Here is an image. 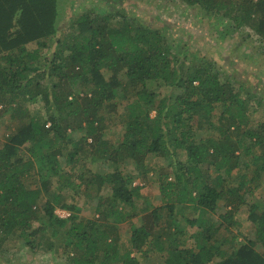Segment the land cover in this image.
<instances>
[{
	"label": "trees",
	"instance_id": "1",
	"mask_svg": "<svg viewBox=\"0 0 264 264\" xmlns=\"http://www.w3.org/2000/svg\"><path fill=\"white\" fill-rule=\"evenodd\" d=\"M173 1L197 9L200 18L219 22L217 27L224 34L247 27L264 45V0ZM59 5L57 0H0V114L9 112V119L18 123L17 130L0 147L1 236L6 238L17 232L24 245L33 250L37 236L47 229L56 238L58 229L66 228L62 233L64 247L76 255L69 258L72 264H140L139 253L151 236L149 228H131L130 249L124 253H119L117 245L120 230L116 225L129 216L122 210L132 207L138 197L139 188L131 187L132 174L122 176L117 170L105 175L90 172L89 178H84V174L76 177V185L71 176L61 172L57 161L68 144L72 150L67 156L72 160L82 149L81 140L90 139L96 144L100 139L104 119L97 113L105 109V104L109 110L114 109L116 79L122 72L128 86L141 88L127 105L128 121L119 148L109 152L103 142L93 156L113 163L127 156L141 173L149 171L143 167L148 154L171 160L168 165L173 180L166 181V174L157 175L162 199L168 202L164 205L167 221L162 237L152 238L150 248L160 253L163 264H209L216 256L219 260L215 264H264V255L255 249L257 244L264 246V206L249 205L247 218L255 226L254 240L225 255L218 242H210L218 228L206 226V217L215 214L220 201L229 209V219L248 205L253 189L246 191L247 175L236 176L240 181L237 187H224L226 177L238 165L235 153L248 154L256 146L264 154V122L255 129H246L242 123L245 106L240 93L244 88L240 86L235 91L227 80L221 82L219 74L207 63L196 66L186 54L170 56L164 36L166 24L156 17L142 23L138 18L128 20L129 15L123 10L105 11L104 15L88 10L68 23L77 35L60 42L64 24L63 20L58 21ZM114 17L121 22L111 24L109 19ZM186 61L190 67L185 69ZM102 69L111 72L109 80L104 78ZM150 82L177 92L173 104L167 98L155 100L147 87ZM79 86L90 88L79 97L75 94ZM37 100L44 102L49 126L22 108V103ZM217 106L222 107L219 117L225 120L217 127L219 137L197 141L193 119L205 117L209 121ZM150 111L155 116L148 125L145 121ZM68 129L83 131L85 136L72 141L67 137ZM24 147L26 157L19 155V149ZM176 151L182 153L181 158ZM254 160L259 157L254 156ZM33 166L37 186L31 189L23 178ZM203 166L214 169L215 179L204 178ZM54 177L64 179L60 189L69 188L73 194L81 186L95 188L100 196L94 213L98 212L102 220L113 218L112 224L79 220L80 209L63 200L60 192L44 201L41 208L45 219L39 218L34 210L36 203L51 190ZM178 204L183 206L181 212L175 210ZM56 205L68 214L66 218L53 214ZM188 208L195 212L194 218L184 216L183 211ZM158 210H152L154 221L160 218ZM177 214L182 215L185 225L195 227L190 236L193 248L178 244L176 235L185 236L187 232ZM37 220L41 221V228L30 230Z\"/></svg>",
	"mask_w": 264,
	"mask_h": 264
},
{
	"label": "rangeland",
	"instance_id": "2",
	"mask_svg": "<svg viewBox=\"0 0 264 264\" xmlns=\"http://www.w3.org/2000/svg\"><path fill=\"white\" fill-rule=\"evenodd\" d=\"M57 2L60 4L57 9L58 21L63 20L62 24H64L60 33V42H66L77 35V30L73 31L69 28L68 23L79 15L88 12V10L93 11L97 15H104L105 11L108 12L109 10L113 13L123 10L129 15L127 17L128 20L138 18L142 23H148L150 22V17H156L166 24L164 36L170 56L186 54L193 65L202 66L205 63L209 64L219 74L218 77L221 82L227 80L235 91L242 86L246 90L240 93V98L244 100L245 106L242 120V123L245 124L244 127L246 129H255L264 122V45L249 28L243 27L230 34H224L221 31L222 29L217 27L219 22L211 21L209 18H200L202 15L197 9L189 8L185 4L173 0H57ZM92 9H96V11ZM64 19H67L65 23ZM109 22L115 25L116 22H121V20L114 17L110 18ZM187 67H190L189 61L184 63V68L186 69ZM101 72L106 80L111 78L112 74L110 71L102 69ZM116 81L118 88L114 99L116 102L114 109L109 110L105 104V109L97 113L104 119V127L100 139L97 140L96 144L90 139H87L86 142L81 140L82 149L72 160L67 156V153L72 150L71 145L68 144L62 155L57 157V161L61 167V172L65 176H71L70 179L76 185L79 184L78 181H75L76 177L84 174V178H89L90 172L105 175L117 170L122 176L132 174L131 176L134 179L131 187L139 188V191H137L138 197L134 198L132 207L125 206L124 209L121 207L122 211L128 212L129 216L128 218H123L116 225L120 230L117 244L119 246L118 251L119 253H124L130 249L128 233L131 228L145 225L151 230V236L148 237L147 245L143 246L139 253L140 264H163L160 253L154 247L150 248V241L152 238L155 240L159 236L162 237L161 230L167 221V216H165L167 210L164 205L168 202L162 199L158 185L159 179L157 178L160 174H166L164 175L166 181L173 180V176L170 173L171 166L168 165L171 160L148 154L144 157L143 167L144 169H149V171L141 173V171H136L127 156L122 157L121 160L115 163H113L114 161L100 160L93 156L95 149L103 142L109 152L119 148L123 140L125 125L128 121L127 105L134 100L135 93L141 88L140 86L134 88L128 86L122 72L118 73ZM42 85H45V83ZM147 87L154 93L155 100L159 101L167 98L168 102L173 104L174 96L177 92L154 82L148 83ZM89 88V86H79L76 88L75 94L78 93L79 97H81ZM22 108L26 109L29 116L39 120L40 123L45 122L47 126L50 125L47 121L48 113L42 100H37L31 104L24 102L22 103ZM221 110L222 107L217 106L212 112V119H209V121H205V117L193 119L192 129L197 141L210 136L219 137L217 127L225 124V120H221L219 117ZM0 115L1 147L7 136L17 130L18 123L9 119V112H1ZM154 116L155 113L150 111L148 120L145 121L146 124L151 125ZM66 133L67 137L72 141H79L81 137L85 136L83 131H71L68 129ZM25 146L29 145L26 144ZM26 147L19 149L20 156H27ZM176 153L178 158H181L182 153L180 151H176ZM235 156L238 158V165L231 172L230 177H226L224 187H237L240 181L236 176L238 174L247 175L249 182L246 186V191L249 188L253 189L248 199L249 202L247 201L248 205L235 213L232 219H229L226 217L229 209L223 207L224 202L220 201L221 207L215 214H210L206 217L207 227L218 228L210 242H218L219 250L224 255L239 245L254 240L255 226L247 218L249 205L253 203L259 207L264 206V154H261V149L254 146L248 154L237 152ZM254 156L256 158L259 157V160L255 161ZM201 168L204 178L215 179L217 173L211 166H203ZM35 176L36 171L33 166L31 172H28L23 178L28 188H35V181L37 180ZM62 183L64 184V179L52 178L50 183L52 185L51 190L43 196L41 195L34 209L40 216L39 218L45 219L41 208L44 201L46 199L51 200L54 194L60 192L63 200H68L80 209L79 220H97L112 224L113 218L102 220L98 212L94 213L100 196L95 188L86 189L81 186L77 189V193L73 194L69 188L61 190ZM59 205L55 206L53 214L58 218H66L68 214L61 210ZM155 208L159 209L160 218L158 221H154L152 218V210ZM182 208L183 206L178 204L175 210L181 212ZM183 214L189 219L196 216L195 212L189 208L184 209ZM176 217L187 232L185 236L176 235L178 244L186 248H193L194 241L190 236L195 233V227L185 225L184 220L180 218L182 217L181 214H177ZM41 225L40 220L33 221L30 230L39 229ZM65 229L59 228L56 238H52L50 229H47L46 232L37 236L35 240L36 247L33 250L24 245L17 232L10 234L6 238L0 234V264H72L69 262V258H72V256L76 257V255L71 249L64 247L62 233ZM255 249L264 255V246L257 244ZM218 260V256H216L209 264H215Z\"/></svg>",
	"mask_w": 264,
	"mask_h": 264
},
{
	"label": "built area",
	"instance_id": "3",
	"mask_svg": "<svg viewBox=\"0 0 264 264\" xmlns=\"http://www.w3.org/2000/svg\"><path fill=\"white\" fill-rule=\"evenodd\" d=\"M68 216V215H67Z\"/></svg>",
	"mask_w": 264,
	"mask_h": 264
}]
</instances>
